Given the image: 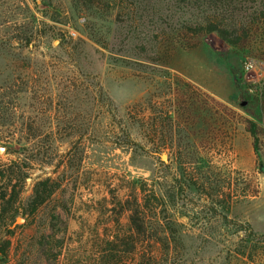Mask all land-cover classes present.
Instances as JSON below:
<instances>
[{
  "label": "rangeland",
  "instance_id": "1",
  "mask_svg": "<svg viewBox=\"0 0 264 264\" xmlns=\"http://www.w3.org/2000/svg\"><path fill=\"white\" fill-rule=\"evenodd\" d=\"M122 31L114 15H85L72 0H0V171L28 177L17 207L36 182L61 183L35 216L20 207L7 215L14 234L0 226V239L12 243L6 264H239L229 257L245 237L239 227L264 234V161L239 123L245 117L264 132V34L244 50L211 34L198 49L153 64L151 80ZM28 32L29 46L21 42ZM176 76L234 116L191 126L181 119L173 146L153 151L154 138L134 119L142 108L150 119L169 109L172 95H159V82ZM125 132L147 153L120 147ZM135 198L149 205L151 241L137 239L128 252L120 243L130 235L129 213L120 216L118 203ZM167 223L180 239L168 251L152 241L172 237ZM47 234L55 235L53 252L61 250L56 260L43 250Z\"/></svg>",
  "mask_w": 264,
  "mask_h": 264
},
{
  "label": "trees",
  "instance_id": "2",
  "mask_svg": "<svg viewBox=\"0 0 264 264\" xmlns=\"http://www.w3.org/2000/svg\"><path fill=\"white\" fill-rule=\"evenodd\" d=\"M72 3L77 11L92 17L114 15L115 23L125 35L126 45H130L133 56H137L136 64L150 69L145 74L151 80H156L158 71L152 66L153 64L168 61L178 50L191 52L198 49L211 34L228 46L242 50L250 46L256 35L264 34V0H72ZM172 12L175 14L190 12L191 17L175 20ZM33 38L32 33L28 32L21 42L29 46ZM96 40L102 46H106L102 39ZM139 60L144 62L140 63ZM159 78H163V74ZM159 85V95H163L164 92L172 95L173 103L169 109L166 111L154 109L157 117L152 119L146 114L147 108L138 111L140 118L132 115L136 117L134 120H138L140 126L151 134V138H154L150 140L153 151L173 146V138L180 127L181 119L187 126H191L200 118L203 120L207 117L210 120L215 117L224 118V114L228 113V121H230V116H234L231 110L227 111L216 99L181 77L176 76L170 81L160 79ZM150 103L149 100L146 105ZM239 123L244 125L245 130L251 135L254 149L258 155L259 152L261 153L259 156H262L264 161V132L258 130L255 121L245 117H241ZM70 128L72 136L77 134L76 127ZM156 138L159 140L157 141ZM228 138L232 140L229 127ZM167 139L171 140L169 145L166 143ZM122 140L120 147L147 153L142 145L134 142L129 132L123 133ZM261 172L264 173V163H261ZM27 178V175H18L14 171L11 176L0 171V184L4 185L5 190L0 198V226L10 235H13L14 231L9 230L13 223L7 222L8 214L18 213L20 207L24 216H35L51 202L61 187L59 181L51 178L40 180L35 183L32 195L26 204L17 207L19 195ZM142 191L146 193V188L143 187ZM118 204L121 209L120 216L129 213L130 232L129 237L125 236L120 244L128 252L136 251L137 239L141 242V246L144 242L151 241L145 237L149 226L145 219V208H149V205L145 203L146 207H144L137 198L134 201L127 200L123 205ZM154 226L152 224L153 228ZM239 228L244 232L245 237L233 251L229 252L231 261L239 264H264V234H256L242 226ZM167 229L171 232V238L169 236L152 238L154 243L160 244L166 251L171 244L177 247L180 242L174 224L167 223ZM53 241L55 235L47 234L41 244L46 256L56 260L61 250L57 253L53 252ZM11 245V239H0V264L7 263ZM111 246L113 249L118 248L115 243ZM144 260L139 264H151Z\"/></svg>",
  "mask_w": 264,
  "mask_h": 264
},
{
  "label": "built area",
  "instance_id": "3",
  "mask_svg": "<svg viewBox=\"0 0 264 264\" xmlns=\"http://www.w3.org/2000/svg\"><path fill=\"white\" fill-rule=\"evenodd\" d=\"M70 34H71V36L74 37V38L77 36V33H76L75 31H73V30L70 32ZM246 67H247V69H251V65H250L249 63L247 64Z\"/></svg>",
  "mask_w": 264,
  "mask_h": 264
},
{
  "label": "water",
  "instance_id": "4",
  "mask_svg": "<svg viewBox=\"0 0 264 264\" xmlns=\"http://www.w3.org/2000/svg\"><path fill=\"white\" fill-rule=\"evenodd\" d=\"M246 105V103H243V106ZM18 222H22V219H18Z\"/></svg>",
  "mask_w": 264,
  "mask_h": 264
},
{
  "label": "bare ground",
  "instance_id": "5",
  "mask_svg": "<svg viewBox=\"0 0 264 264\" xmlns=\"http://www.w3.org/2000/svg\"><path fill=\"white\" fill-rule=\"evenodd\" d=\"M164 159H166V157L164 156Z\"/></svg>",
  "mask_w": 264,
  "mask_h": 264
}]
</instances>
